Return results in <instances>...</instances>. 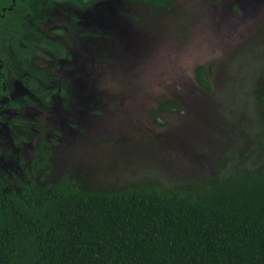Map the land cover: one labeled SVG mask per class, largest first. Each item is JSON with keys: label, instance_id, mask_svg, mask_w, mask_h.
<instances>
[{"label": "rangeland", "instance_id": "obj_1", "mask_svg": "<svg viewBox=\"0 0 264 264\" xmlns=\"http://www.w3.org/2000/svg\"><path fill=\"white\" fill-rule=\"evenodd\" d=\"M173 5L167 12L103 0L77 10L87 33L55 70L73 101L55 93L48 108L3 112L0 174L23 179L41 141L51 143L48 180L67 172L87 189H189L237 165H263L264 0ZM199 67L210 89L199 84Z\"/></svg>", "mask_w": 264, "mask_h": 264}, {"label": "trees", "instance_id": "obj_2", "mask_svg": "<svg viewBox=\"0 0 264 264\" xmlns=\"http://www.w3.org/2000/svg\"><path fill=\"white\" fill-rule=\"evenodd\" d=\"M198 82L210 89L203 67ZM257 114L264 131V83ZM8 183L0 177V264H264V164L189 189H87L66 174Z\"/></svg>", "mask_w": 264, "mask_h": 264}, {"label": "flooded vegetation", "instance_id": "obj_3", "mask_svg": "<svg viewBox=\"0 0 264 264\" xmlns=\"http://www.w3.org/2000/svg\"><path fill=\"white\" fill-rule=\"evenodd\" d=\"M101 1L84 0L86 5L81 6L71 0H30L28 3L26 0H0V124L5 111H20L25 106L48 108L55 93H59L67 105L73 101L70 85L56 75V66L61 60L71 62L72 42L87 33L76 11L90 9ZM125 1L167 12L174 7V0L161 6L149 0ZM55 12L63 15L61 20H52ZM42 62L45 66L41 65ZM11 77L21 81L16 82L20 91L16 97L10 86ZM24 140L23 136L18 135L17 145L22 147ZM40 143V148L35 149L31 159V171L23 179L0 174L5 182H9L8 189L19 190V183L32 180L41 183L58 180L59 177L54 181L47 178L52 171L51 143ZM63 174L68 175L67 172Z\"/></svg>", "mask_w": 264, "mask_h": 264}]
</instances>
